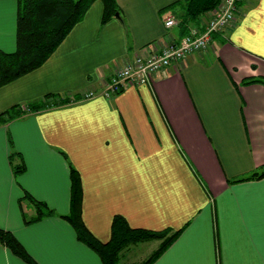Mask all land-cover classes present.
I'll return each mask as SVG.
<instances>
[{
  "label": "crops",
  "instance_id": "1",
  "mask_svg": "<svg viewBox=\"0 0 264 264\" xmlns=\"http://www.w3.org/2000/svg\"><path fill=\"white\" fill-rule=\"evenodd\" d=\"M183 0H117L102 23L96 0L47 61L0 87V115L50 94L99 95L0 123V227L39 264H103L60 215L71 206V168L80 172L82 217L101 241L113 218L133 227L182 229L153 264H264V0H243L207 49L172 63L152 84L101 93L137 55L186 33ZM17 0H0V48H17ZM173 15L178 23L167 28ZM204 15L193 25H203ZM13 153L14 163L11 161ZM23 159L16 176L13 164ZM28 192L57 215L26 223ZM149 254L160 240L142 243ZM0 264H27L0 244Z\"/></svg>",
  "mask_w": 264,
  "mask_h": 264
},
{
  "label": "trees",
  "instance_id": "2",
  "mask_svg": "<svg viewBox=\"0 0 264 264\" xmlns=\"http://www.w3.org/2000/svg\"><path fill=\"white\" fill-rule=\"evenodd\" d=\"M96 0H17V48L12 52L0 48V87L35 70L43 65L47 59L64 41L74 26L85 16L88 9ZM104 3L102 23L120 15L117 0H101ZM223 0H183L184 14L181 16L180 27L186 33L192 23L198 22L207 13L215 12ZM120 17V16H119ZM263 83L264 77L248 78L245 84ZM82 99L77 94H50L26 106H15L0 115V123L20 117L28 112L42 111L51 107L63 105ZM13 153L11 161L14 163ZM16 176L26 169L23 159L20 164H13ZM264 177V166L247 176L234 181L249 180ZM71 206L69 213L60 215L75 229L77 238L94 250L103 264H133L123 261L124 252L131 246L160 240V245L150 256L139 264H153L178 238L182 229L165 228L151 230L142 227H133L121 214L113 218L111 238L108 241L98 239L86 226L83 217V189L80 172L71 168ZM28 202L35 209V215L28 217L23 211L26 223L39 221L43 218L55 216L57 212L45 201L29 194L20 199ZM23 208V207H22ZM0 244L9 248L15 255L27 264H39L23 243L10 230L0 227Z\"/></svg>",
  "mask_w": 264,
  "mask_h": 264
},
{
  "label": "built area",
  "instance_id": "3",
  "mask_svg": "<svg viewBox=\"0 0 264 264\" xmlns=\"http://www.w3.org/2000/svg\"><path fill=\"white\" fill-rule=\"evenodd\" d=\"M240 1L223 0L205 24L190 26L187 33L178 41L174 40L157 51L151 50L137 55L106 80L100 94L111 97L120 93L129 84L137 86L152 84L156 74L167 69L172 63L181 62L189 55L207 49L213 36L224 32L233 22ZM177 23L173 15L165 19L167 28ZM96 95H99L96 90L81 93L82 99Z\"/></svg>",
  "mask_w": 264,
  "mask_h": 264
},
{
  "label": "rangeland",
  "instance_id": "4",
  "mask_svg": "<svg viewBox=\"0 0 264 264\" xmlns=\"http://www.w3.org/2000/svg\"><path fill=\"white\" fill-rule=\"evenodd\" d=\"M243 0L240 1V3ZM223 2V1H222ZM240 3L237 7V11L240 9ZM236 11V13H237ZM214 12H211L208 14V18L212 16ZM149 246L142 245V243L137 245H131L125 252H124V258L123 261L127 263H133V264H139L142 260L146 259L149 254Z\"/></svg>",
  "mask_w": 264,
  "mask_h": 264
},
{
  "label": "water",
  "instance_id": "5",
  "mask_svg": "<svg viewBox=\"0 0 264 264\" xmlns=\"http://www.w3.org/2000/svg\"><path fill=\"white\" fill-rule=\"evenodd\" d=\"M116 16H118V17H119V16H120V15H119V13H117V14H116Z\"/></svg>",
  "mask_w": 264,
  "mask_h": 264
}]
</instances>
